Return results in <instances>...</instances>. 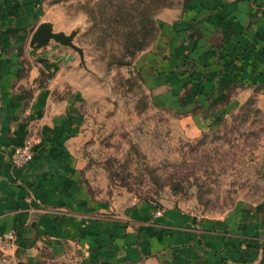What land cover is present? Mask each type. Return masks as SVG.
Listing matches in <instances>:
<instances>
[{
	"label": "rangeland",
	"instance_id": "obj_1",
	"mask_svg": "<svg viewBox=\"0 0 264 264\" xmlns=\"http://www.w3.org/2000/svg\"><path fill=\"white\" fill-rule=\"evenodd\" d=\"M35 1L21 68L37 69L29 96L33 89L45 93L46 117L71 126L70 165L94 220L176 210L194 225L205 220L210 231L242 235L244 225L264 220V70L222 74L243 60L249 23L221 19L206 34L213 49L201 42L207 40L195 15L186 26L171 25L188 6L214 14L209 1ZM40 23L75 31L81 55L53 40L29 46ZM161 37L181 39L176 45L186 51L172 66L179 49L155 55ZM216 55L213 67L208 60ZM30 236L28 246L24 237L17 241L23 253L7 264H95L76 238Z\"/></svg>",
	"mask_w": 264,
	"mask_h": 264
},
{
	"label": "crops",
	"instance_id": "obj_2",
	"mask_svg": "<svg viewBox=\"0 0 264 264\" xmlns=\"http://www.w3.org/2000/svg\"><path fill=\"white\" fill-rule=\"evenodd\" d=\"M203 1L215 7L214 14L207 15L202 9L204 15H201L195 12L193 5L188 6L184 15L171 20V25L186 26L187 20L195 15L197 21L201 20L195 28L207 40L206 34L211 29L214 31L221 19L223 23L231 20L234 27L238 22L249 23L244 36L249 46L242 55L243 60L232 64L229 73L222 74H234L238 78L241 70L248 76L263 71L264 6L252 7L246 0ZM35 2L0 0V232L14 229L17 241L25 238L23 246L30 244L31 232L38 237H50L56 243L58 236L76 238L92 255L95 264L100 261L110 264H264V220L244 225L243 235L240 230L210 231L207 221L200 220L194 225L191 215L176 210H163L155 215L144 208V211H129L122 219L94 220L90 212L93 204L78 185L76 172L70 165L69 147L75 141V137L68 136L71 126L46 117L44 109L49 106L45 93L33 89L29 96L37 69L21 68L24 62L20 60L26 54L19 55V49L24 47V33L30 26ZM174 38L161 37L156 47L160 52L154 53L179 49L171 54L169 66L172 60L176 61L174 64L179 62V54L186 53L177 46L182 43L178 41L181 39ZM200 40L213 49L218 48L209 40ZM216 58L220 57L216 55L208 60L214 62L213 67L216 60L221 59ZM27 133L33 139V157L25 165L13 167L9 151L26 139ZM22 249L16 242L5 250L6 260L0 264L18 260Z\"/></svg>",
	"mask_w": 264,
	"mask_h": 264
},
{
	"label": "built area",
	"instance_id": "obj_3",
	"mask_svg": "<svg viewBox=\"0 0 264 264\" xmlns=\"http://www.w3.org/2000/svg\"><path fill=\"white\" fill-rule=\"evenodd\" d=\"M10 164L13 167H21L28 163L33 157L32 144L29 139H23L18 145L10 149ZM159 215L160 211H155ZM17 242L16 231L12 228L0 232V261L6 260L5 250L14 246Z\"/></svg>",
	"mask_w": 264,
	"mask_h": 264
},
{
	"label": "water",
	"instance_id": "obj_4",
	"mask_svg": "<svg viewBox=\"0 0 264 264\" xmlns=\"http://www.w3.org/2000/svg\"><path fill=\"white\" fill-rule=\"evenodd\" d=\"M75 31L69 34L63 32H53L49 23H40L36 26L29 39V46L39 48L45 46L49 40H53L60 45L68 46L81 55V49L72 43V38ZM98 264H110L105 261H100Z\"/></svg>",
	"mask_w": 264,
	"mask_h": 264
}]
</instances>
